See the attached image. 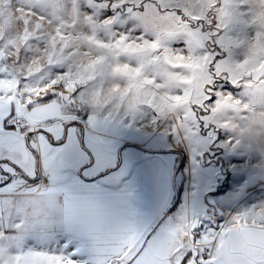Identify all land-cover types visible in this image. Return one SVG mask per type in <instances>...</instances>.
Here are the masks:
<instances>
[{"label": "snow or ice", "instance_id": "snow-or-ice-1", "mask_svg": "<svg viewBox=\"0 0 264 264\" xmlns=\"http://www.w3.org/2000/svg\"><path fill=\"white\" fill-rule=\"evenodd\" d=\"M88 2L95 6L94 0ZM57 3L51 0V20ZM72 3L84 21L81 38L90 59H76L79 53L66 39L67 29L75 25L60 21L55 35L36 24L38 34L25 48L34 51L33 63L49 50L48 68L35 80L16 74L5 59L11 45L0 42V264H108L112 256L121 264H264V208L234 215L223 224L183 216L157 234L159 226L146 232L114 223L111 210L89 196L84 199L99 210L91 228L101 233L105 245L95 250L81 230H71L68 243L62 230L36 233L25 225L22 210L14 209L15 198L52 191L39 186L43 141L35 138L47 134L60 101L75 104L81 92L111 79L118 82L106 97L102 89L93 94L97 103L114 109L108 120L124 109L134 116L149 108L158 117L178 114L180 128L184 122L192 124L193 117L203 125L200 117L207 116L209 127L235 133L225 112L248 110L244 97H264V0H108V7L120 15L112 18L108 11L103 19L82 16L81 0ZM241 8L247 9L257 32L243 60H224L222 53L231 41L221 36L231 30ZM123 18L135 27L117 30ZM34 44L40 47L33 49ZM61 65L58 77L41 80L48 69ZM222 86L241 89L243 95L222 91ZM91 122L99 123L96 116ZM53 165L54 158L46 154L43 167Z\"/></svg>", "mask_w": 264, "mask_h": 264}, {"label": "rangeland", "instance_id": "rangeland-1", "mask_svg": "<svg viewBox=\"0 0 264 264\" xmlns=\"http://www.w3.org/2000/svg\"><path fill=\"white\" fill-rule=\"evenodd\" d=\"M94 3L81 0V15L98 19L106 18L108 11L113 12L112 18L120 15L108 7V0ZM56 7V18L51 20V0H0V42L10 43L5 59L18 76L29 75L35 80L48 68L49 50L34 63L30 62L34 51L25 52L38 34L36 24L48 35H55L56 21L75 25L67 29V43L79 53L76 59H90L81 38L86 34L84 21L77 16L72 0H58ZM250 19L246 8L236 10L231 30L221 36L231 41L222 59L245 58L247 45L257 32ZM133 27L130 19L123 18L117 30L126 32ZM62 68L53 66L41 80L58 77ZM117 82L106 79L93 84L80 93L75 104L59 102L60 109L46 126L43 142V161L47 154L54 158V165L51 178L42 187L52 191L15 198L14 209L22 210L25 225L32 232L62 230L64 240L71 243V230H81L91 249H103L101 233L91 228L99 210L84 199L89 196L98 197L111 210L114 223L146 232L159 226L157 234L183 216L204 218L215 208L223 214V223L234 215L264 208V97L259 93L244 97L248 110L225 112L235 125V133L209 127L207 116L200 117L203 125L193 117L192 124L184 122L180 128L178 114L158 117L149 108L140 109L134 116L124 109L108 120L114 109L97 103L93 94L102 89L106 97ZM221 90L243 95L241 89L222 86ZM51 98L57 103V97ZM93 116L98 118L96 125L91 122ZM80 152L84 155L81 163ZM77 164L83 166L78 178L73 169ZM12 214L15 216V210Z\"/></svg>", "mask_w": 264, "mask_h": 264}, {"label": "crops", "instance_id": "crops-1", "mask_svg": "<svg viewBox=\"0 0 264 264\" xmlns=\"http://www.w3.org/2000/svg\"><path fill=\"white\" fill-rule=\"evenodd\" d=\"M69 119L70 120H76V118H74V117H69ZM48 128H50V129H52L53 128V126H50V127H48ZM44 135L42 136V137H40V136H38V137H36L35 139H42V141L44 142ZM53 141H54V139H53ZM43 142L41 143V145H40V149H39V152H40V156H41V165H42V167H41V170H40V181H39V186H43V182L46 180V179H50L51 177H50V175H49V172L51 171V168H44L43 167V164H44V161H43V148H44V144H43ZM84 160V155H83V153H79V159H78V161H80L79 163H81L82 161ZM57 163V162H56ZM80 165H82V164H79V166H78V164L77 165H74L73 166V169H74V171H75V174H76V176H77V178L79 177V173H80V171H81V168L83 167V166H80ZM32 169H33V171H35V168H34V165H32ZM32 196H35V195H29V196H18V197H24V198H26V197H32ZM18 197H16V198H18ZM216 215V214H221V211L218 209V208H215V211H214V213L213 214H211V213H209V214H207V216L208 215ZM222 215V221H221V223H223L224 222V216H223V214H221ZM206 216H204V218H205ZM195 218H197V217H195ZM203 218V217H202ZM203 218V219H204Z\"/></svg>", "mask_w": 264, "mask_h": 264}, {"label": "water", "instance_id": "water-1", "mask_svg": "<svg viewBox=\"0 0 264 264\" xmlns=\"http://www.w3.org/2000/svg\"><path fill=\"white\" fill-rule=\"evenodd\" d=\"M204 219L212 220L213 223H216L217 219H219L221 222L222 221V215L221 214L209 215V216H206Z\"/></svg>", "mask_w": 264, "mask_h": 264}, {"label": "clouds", "instance_id": "clouds-1", "mask_svg": "<svg viewBox=\"0 0 264 264\" xmlns=\"http://www.w3.org/2000/svg\"><path fill=\"white\" fill-rule=\"evenodd\" d=\"M108 264H121V261L118 257L116 256H112L109 261Z\"/></svg>", "mask_w": 264, "mask_h": 264}, {"label": "trees", "instance_id": "trees-1", "mask_svg": "<svg viewBox=\"0 0 264 264\" xmlns=\"http://www.w3.org/2000/svg\"><path fill=\"white\" fill-rule=\"evenodd\" d=\"M52 99V98H51Z\"/></svg>", "mask_w": 264, "mask_h": 264}]
</instances>
